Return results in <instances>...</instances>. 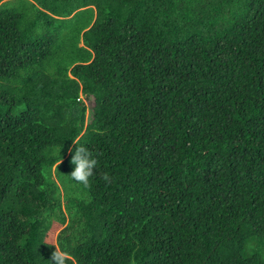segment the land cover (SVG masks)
Masks as SVG:
<instances>
[{"label":"trees","instance_id":"obj_1","mask_svg":"<svg viewBox=\"0 0 264 264\" xmlns=\"http://www.w3.org/2000/svg\"><path fill=\"white\" fill-rule=\"evenodd\" d=\"M53 245L264 264V0H0V264Z\"/></svg>","mask_w":264,"mask_h":264},{"label":"clouds","instance_id":"obj_2","mask_svg":"<svg viewBox=\"0 0 264 264\" xmlns=\"http://www.w3.org/2000/svg\"><path fill=\"white\" fill-rule=\"evenodd\" d=\"M74 144L77 145V142H74ZM69 152H71V149H69ZM62 163L63 159L57 160L52 165V171L54 174ZM71 164L75 165V168L70 175L72 180L77 184L83 185L85 188L89 187V178L94 175V169L97 167L98 160L93 158L92 153L86 147L79 146L76 148L75 154L72 156ZM101 178L107 184L112 183V178L107 173L102 174ZM53 247L55 248V251L52 254L51 260L54 264H67L68 254L55 245H53Z\"/></svg>","mask_w":264,"mask_h":264},{"label":"rangeland","instance_id":"obj_3","mask_svg":"<svg viewBox=\"0 0 264 264\" xmlns=\"http://www.w3.org/2000/svg\"><path fill=\"white\" fill-rule=\"evenodd\" d=\"M59 230H60V229L56 230L55 234H57Z\"/></svg>","mask_w":264,"mask_h":264}]
</instances>
